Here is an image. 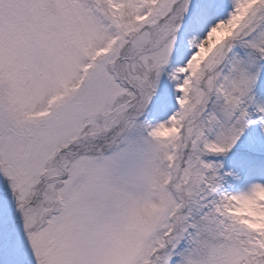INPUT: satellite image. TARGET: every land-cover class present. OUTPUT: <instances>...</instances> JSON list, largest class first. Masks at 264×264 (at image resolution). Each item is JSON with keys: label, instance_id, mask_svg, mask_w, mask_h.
Listing matches in <instances>:
<instances>
[{"label": "snow or ice", "instance_id": "6c2138e0", "mask_svg": "<svg viewBox=\"0 0 264 264\" xmlns=\"http://www.w3.org/2000/svg\"><path fill=\"white\" fill-rule=\"evenodd\" d=\"M0 264H264V0H0Z\"/></svg>", "mask_w": 264, "mask_h": 264}]
</instances>
